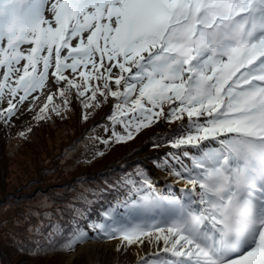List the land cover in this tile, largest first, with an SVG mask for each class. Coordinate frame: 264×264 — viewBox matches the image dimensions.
<instances>
[{
  "label": "snow or ice",
  "instance_id": "1",
  "mask_svg": "<svg viewBox=\"0 0 264 264\" xmlns=\"http://www.w3.org/2000/svg\"><path fill=\"white\" fill-rule=\"evenodd\" d=\"M73 100L82 121L111 106L89 130L104 127L106 148L175 124L150 140L176 151L151 162L183 187L136 165L68 202L65 224L29 228L19 251L118 240L152 250L135 264H264V0H0V123L25 102L39 122Z\"/></svg>",
  "mask_w": 264,
  "mask_h": 264
},
{
  "label": "rangeland",
  "instance_id": "2",
  "mask_svg": "<svg viewBox=\"0 0 264 264\" xmlns=\"http://www.w3.org/2000/svg\"><path fill=\"white\" fill-rule=\"evenodd\" d=\"M45 91L47 92V89ZM43 99L44 97L41 96V100ZM27 105L28 103L25 102L21 109L23 111L22 118H17L20 123L29 116L25 110ZM78 131L79 126L74 123L70 126L60 127L55 131L48 130L45 136L39 134L36 138L33 137L25 143L16 144L4 138L0 139V179L4 180L6 184L0 192V224L3 225L0 227V264H34V262L37 264L36 260L28 258L17 248V242L23 236L16 228L19 222L35 219L34 222L47 225L57 221L64 215V202L66 198L69 200V196L74 190L83 189L84 186L98 181L104 174L111 176L118 170L117 167L131 165L136 159L141 162L146 159V155H136L142 148H135L132 152H127L124 149L121 156L124 155L120 160H98L99 162L91 168L79 166L73 160V157L77 156L78 144L75 145L74 140ZM98 133L103 137L106 136L104 127ZM47 134L53 136L51 141ZM127 148L128 151L132 150L129 145ZM149 174L162 188L168 183L174 189L183 187L181 184L173 185V178L168 175L167 171L151 168ZM40 177L44 182H40ZM78 181L84 182L78 183ZM8 199H11L13 203H8ZM46 214H50L51 218H46ZM25 217L29 219L26 220ZM90 242L107 245L121 259L111 257L113 262L106 263L105 261L94 264H135L138 255L146 256L152 251L149 248H136L134 245L127 252L123 249L117 252L118 240L103 242L92 240ZM79 247L74 252L64 255V264L68 262L72 254L78 251Z\"/></svg>",
  "mask_w": 264,
  "mask_h": 264
},
{
  "label": "trees",
  "instance_id": "3",
  "mask_svg": "<svg viewBox=\"0 0 264 264\" xmlns=\"http://www.w3.org/2000/svg\"><path fill=\"white\" fill-rule=\"evenodd\" d=\"M56 103H60V100L57 99ZM39 109V104L37 105V108L29 111L28 105L25 107V110L29 113V116L22 120L23 122L20 123L17 121V118H22L21 113L23 112L21 110L20 113L17 114V117H13L11 124L9 126H5L4 124L0 123V139L4 138L7 141H13L16 144L18 143H25L29 142L31 139L36 138L39 134H42L45 136L46 131L51 130L55 131L59 129L60 127H66L73 125L76 123L79 126L78 133L75 134L76 139L74 140V144L77 145V156L73 157V160L76 161L77 165L83 166V167H89L95 165V163L99 162L98 160H104L107 161L113 160H120L122 154V151L124 149L127 150V152H132L135 148L139 149L142 148L139 152H137L136 155L139 156H145L146 159L141 161H134L131 165H125L126 167H117L118 170L111 176L100 175L98 181L94 183H90L83 187V189H76L74 190L69 196V200H65L63 208L65 210L64 215L61 219L50 222L46 226L47 228L44 229L45 233L50 230L51 225L53 224H65L67 220L69 219V210L65 207V205L68 202H73L77 204L78 206H82V202L79 199V197H87L88 199H93L92 193L98 192L101 187H106L105 181L108 182H115L118 179H120L122 176H124L126 173H132L133 176H135L136 172V165H142L145 168H147L149 171L151 168H156L153 166V163L151 162V159L153 157H163L164 153H167L169 151H176L174 149H170L169 147H159L154 148L152 147V142L150 140L151 137L156 135L165 134L168 130H175L176 125H168L167 127H161V126H153L150 129H145L142 133L136 136L135 139L124 143V144H115L112 145L110 148H106L104 144L99 142V139L96 138H102L103 135H100L98 131L103 127H96L95 131L90 132L89 130L92 129L94 126L101 124L103 122L104 124L110 123V120H106L105 117H107L111 111V106L107 105L104 106L101 109H96L95 114L90 117L87 121H82L81 113L82 109L78 101L73 100L72 105V111L70 113H63L62 116L57 117L54 114L52 115L51 119L49 120H42L37 122L33 117L35 113ZM89 113H91L93 110H88ZM179 123V122H177ZM30 129V131H29ZM23 134V135H22ZM87 134V135H86ZM49 140L51 141L53 136L50 134H47ZM105 137V136H104ZM73 144V145H74ZM136 144V145H135ZM15 145V144H14ZM130 146L132 150L129 149L127 146ZM22 146V145H20ZM97 151L103 152V156H96L94 155ZM111 155V156H110ZM113 157V158H111ZM45 159V158H42ZM41 159V160H42ZM100 164V163H98ZM97 165V164H96ZM159 169H164L163 166H161ZM5 174V173H4ZM2 176V175H1ZM4 177V175L2 176ZM8 178V177H7ZM5 178V180H7ZM40 182H44L43 179H40ZM5 181L0 179V192L3 186H5ZM109 197L111 198L112 193H107ZM8 203H13L11 199H8ZM95 207V206H93ZM34 220L31 221H21L17 225V231L23 236L20 238V241H23L26 245L34 240L37 239L34 232H30L29 228H35L36 226H39L37 222H34ZM80 223L83 225L87 224L86 219H81ZM19 242V241H18ZM17 242V244H18ZM26 255V254H25ZM64 255H67V253L64 252H51L47 256H44L40 259H33L36 260L37 264H64ZM28 258H31L29 255H26ZM34 264H36L34 262Z\"/></svg>",
  "mask_w": 264,
  "mask_h": 264
},
{
  "label": "bare ground",
  "instance_id": "4",
  "mask_svg": "<svg viewBox=\"0 0 264 264\" xmlns=\"http://www.w3.org/2000/svg\"><path fill=\"white\" fill-rule=\"evenodd\" d=\"M118 256L119 255L116 254L113 249L108 248L107 245L103 243L89 242L81 245L78 251L72 254L71 258L66 264H94L98 262L104 263L105 261L108 263L113 262V258L111 257L119 259ZM81 258L82 261H80Z\"/></svg>",
  "mask_w": 264,
  "mask_h": 264
}]
</instances>
